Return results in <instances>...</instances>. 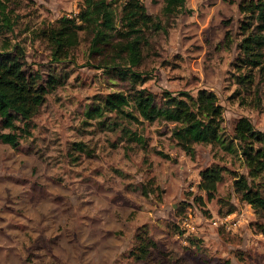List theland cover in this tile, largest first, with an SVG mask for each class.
Masks as SVG:
<instances>
[{"label":"rangeland","instance_id":"rangeland-1","mask_svg":"<svg viewBox=\"0 0 264 264\" xmlns=\"http://www.w3.org/2000/svg\"><path fill=\"white\" fill-rule=\"evenodd\" d=\"M110 1L119 12L127 0ZM140 1L160 29L141 33L134 70L144 81L135 85L100 68L85 34L71 59L53 60L40 31L77 16L85 0L9 1L16 26L0 35V50L18 45L12 64L29 91L14 103L16 144L0 140V264H264V212L236 186L246 179L264 198V177H250L243 159L219 145L186 154L163 112L150 122L123 103L133 90L161 105L166 91L206 89L219 98L228 135L242 117L264 132V43L259 66L245 64L242 49L258 23L240 12L243 0H187L177 17L164 14V0ZM33 78L48 88L39 91ZM105 99L122 111L91 117ZM9 132L0 119V134ZM212 166L223 168V180L209 200L199 187ZM187 214L197 231L185 239ZM229 215L246 221L227 231Z\"/></svg>","mask_w":264,"mask_h":264},{"label":"trees","instance_id":"trees-1","mask_svg":"<svg viewBox=\"0 0 264 264\" xmlns=\"http://www.w3.org/2000/svg\"><path fill=\"white\" fill-rule=\"evenodd\" d=\"M9 1L0 0V35L12 34L16 26L9 10ZM186 2L187 0H164L163 12L166 16L177 17L184 13ZM239 8L247 18L258 23V33L243 42V62L259 66L260 50L264 43L260 36L264 31V0H243ZM152 28L160 29V23L147 13L140 0H127L119 12L114 9L110 0H85L77 16L62 17L58 26L41 30L40 36L49 42L52 58L57 63L73 57L74 51L81 44V34L89 36V50L91 54L101 58L100 68L122 80H130L135 85L144 81L142 75L134 70L142 63L141 33ZM17 47L10 40L0 50V119L11 130L0 134V140L12 145L16 144L17 136L13 130L17 128L16 120L19 117L14 103L19 96L29 91L26 82L28 77L20 70V65L12 64L13 52ZM40 81L41 79L33 78L32 84L44 92L48 86ZM56 81V78L52 79L50 86ZM242 82L249 83L251 80L245 77ZM133 91L123 103L130 105L133 101L139 115L150 122H154L163 112L164 119L175 124L173 137L186 154L193 156L196 144L219 145L228 153L237 154L243 159L250 177H264V132L257 129L249 118L242 117L236 123L233 135H228L224 126V109L216 93L206 89H199L197 94L189 91L176 94L166 91L162 95L161 106L147 90ZM114 109L122 111L120 106L115 108L105 99L90 109L89 115L100 116L104 111ZM128 116L132 117L131 114ZM201 178L200 190L207 193L209 200L214 199L218 185L223 180V168L209 167L201 172ZM236 186L248 204L257 212H264V198L246 179L237 180ZM197 200L202 201V198ZM192 241L197 243L196 240ZM144 245L149 247V244Z\"/></svg>","mask_w":264,"mask_h":264},{"label":"built area","instance_id":"built-area-1","mask_svg":"<svg viewBox=\"0 0 264 264\" xmlns=\"http://www.w3.org/2000/svg\"><path fill=\"white\" fill-rule=\"evenodd\" d=\"M244 215L240 217L229 215L221 220V226L224 227L227 231L234 232L236 231L243 222H245ZM214 224L217 225L218 222L214 221ZM196 225L195 220L191 217L190 214H187L186 217L181 219V234L182 237L187 239L196 235Z\"/></svg>","mask_w":264,"mask_h":264},{"label":"water","instance_id":"water-1","mask_svg":"<svg viewBox=\"0 0 264 264\" xmlns=\"http://www.w3.org/2000/svg\"><path fill=\"white\" fill-rule=\"evenodd\" d=\"M195 239H197V240H198V238H197V237H195Z\"/></svg>","mask_w":264,"mask_h":264}]
</instances>
